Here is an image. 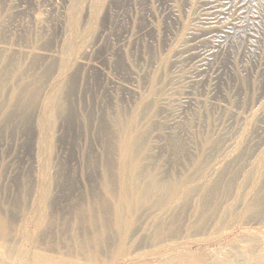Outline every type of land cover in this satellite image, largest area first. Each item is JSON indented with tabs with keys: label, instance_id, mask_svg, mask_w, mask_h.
<instances>
[{
	"label": "rangeland",
	"instance_id": "rangeland-1",
	"mask_svg": "<svg viewBox=\"0 0 264 264\" xmlns=\"http://www.w3.org/2000/svg\"><path fill=\"white\" fill-rule=\"evenodd\" d=\"M147 128L139 158L150 162L134 163L128 149ZM206 147L217 172L237 176L221 199L234 217L183 232L193 246L173 264H264V208L246 212L264 202V0H0V201L22 243L0 247V264H34L35 240L83 264L94 252L77 249L93 247L96 220L110 240L99 264H166L151 248L129 255L156 243L152 219L166 204L184 227L196 223L191 186L142 203L131 175L140 163L165 179L191 176Z\"/></svg>",
	"mask_w": 264,
	"mask_h": 264
},
{
	"label": "bare ground",
	"instance_id": "bare-ground-1",
	"mask_svg": "<svg viewBox=\"0 0 264 264\" xmlns=\"http://www.w3.org/2000/svg\"><path fill=\"white\" fill-rule=\"evenodd\" d=\"M172 8V7H171ZM38 22V21H37ZM3 47V46H2ZM45 52V51H44ZM24 91V90H23ZM18 99V98H17ZM164 102V101H163ZM149 106V105H148ZM147 107V106H146ZM148 108V107H147ZM149 127V126H148ZM150 129H151V127H149ZM149 128H147V129H143L141 132H140V134L138 135V136H136L134 139H133V141H132V143H131V145H130V148L128 149V153H129V155H132V158H133V161H134V163H135V161H137V160H141V159H143V161L145 160V161H147V162H150V159L146 156V157H141V158H139L140 157V155H141V152L142 151H144V139L145 138H147V136H148V134H150V129ZM225 129V128H224ZM223 132V131H222ZM150 137V136H149ZM210 139V138H209ZM211 140V139H210ZM220 140V139H219ZM222 141V140H221ZM221 141L220 142H218V143H221ZM206 142V141H205ZM223 143H224V141H222ZM217 143V144H218ZM223 143H221V144H223ZM145 144H146V142H145ZM216 144V145H217ZM215 145V146H216ZM227 145V144H226ZM231 145V144H230ZM207 146V145H206ZM218 146V145H217ZM205 147V146H204ZM213 147H214V145H213ZM212 147V148H213ZM229 147V146H228ZM178 148H180V150L183 148V145L181 144V145H178ZM207 149H208V151L207 152H204V153H202L199 157H197V159H196V161L197 162H195V160L193 161L192 160V162L194 163L195 162V166H196V163H197V166H196V169H195V171L193 172V174L191 175V176H188V174H187V176L186 177H184V175H183V177L182 178H175V179H165L163 176H162V172L160 173V171L159 172H150V166H142L140 163L138 164V165H135V172L133 173V175H131V177H132V181L133 182H135V184H137L138 182L140 183V186H138L140 189H142V190H140L141 191V193L139 192V193H137L139 196V199L142 201V203H143V201L144 200H147L148 198H150L149 196H151V194L153 195V194H156V193H158V192H162V191H165L166 192V195H167V197L168 198H173L174 196H176L177 194H178V192L179 191H182V189H184L186 186H188V185H190L191 187H190V189L186 192V193H184V196H186L185 198L187 199V205H189V201L191 202L192 201V203H194L192 206H190L191 207V210H193V211H191V213L193 214L194 213V215L193 216H195L194 218H196L197 219V221L196 220H194V219H190V220H194L193 221V223H195V224H192V222H191V224L192 225H186V227H184L183 226V222H181L182 220H179V219H181V218H179L178 219V217L175 215V213H173V214H171L170 215V212L172 211H170L169 209H168V206H166L167 204L166 203H161L160 201H163V200H165L164 198L163 199H161L160 198V200L158 201V207L160 206L161 207V205H165V208L166 209H164L165 211H163V212H165V213H161V214H158V216L157 217H153L154 219H152L153 220V223H151L152 224V228H154V230H155V233H154V231L152 230V232L155 234V241H156V243L153 245V242H152V246L150 245V246H148V245H145V246H141L140 247V245L139 244H137V245H139V246H137V248H136V250H135V252H133V250L131 251V254L129 255V256H133L134 258L135 257H137V258H141L142 256H144V255H146V253H147V250L149 249V248H151L152 250H150V251H152L154 254L152 255V256H154V257H167V262H166V264H173V263H176V258L174 259L173 257L171 258V256L173 255V254H177L178 253V255L181 257L182 255H185V254H187L188 253V250L191 248V246H193L192 244H190L188 241H185V239H187L186 237H184L186 234H185V232L187 233V231H188V234H190V235H195V234H197V233H199L200 231L202 232L205 228H208V230H210V229H212V227H214V225H215V223L217 224V228H219V229H221L222 227H225V226H220V227H218L219 226V224H223L224 225V221H226V218L228 217V218H230V217H234V216H232V215H229V214H231L232 212H229V210L230 209H228L227 208V205L226 206H223L224 205V203H222V200H224L225 201V199H223L222 197H225L224 195L225 194H223V192H224V189H225V187L226 186H230V185H232V184H234L235 183V180H236V178H237V176H234V171H229V170H227V171H220V172H217L215 169H214V167H213V162H214V160H213V150L211 149V147L210 148H208V147H206ZM215 148H217V147H215ZM220 148V147H219ZM228 149V148H227ZM215 150H217V149H215ZM220 150L222 151V147L220 148ZM220 150H218L217 152L219 153V151ZM213 151V152H212ZM227 151V150H226ZM216 155V154H215ZM218 155H220V154H218ZM220 156H222V154L220 155ZM220 156L218 157V158H220ZM216 158V157H215ZM142 161V160H141ZM140 161V162H141ZM221 161V160H220ZM231 161V160H230ZM217 162V161H216ZM142 163V162H141ZM219 163V162H218ZM227 163V162H226ZM127 164V163H126ZM132 165V164H131ZM130 165V166H131ZM133 166V165H132ZM194 166V165H193ZM219 166V165H218ZM217 166V167H218ZM128 167H129V165H128ZM130 168V167H129ZM155 168V167H154ZM225 168V167H224ZM223 168V169H224ZM234 168V167H233ZM233 168H232V170H233ZM239 168V167H238ZM152 169V168H151ZM216 169H218V168H216ZM222 169V168H221ZM235 169V168H234ZM156 170V169H155ZM154 170V171H155ZM236 171H237V169L235 170V173H236ZM239 171H240V169H239ZM238 172V171H237ZM239 173V172H238ZM147 175V177H145ZM239 175H240V173H239ZM142 177H145L146 179H147V182L145 183V184H142L141 183V178ZM178 177V176H177ZM130 179V178H129ZM242 179V178H241ZM127 180H128V178H127ZM132 181H129V182H132ZM138 183V184H139ZM207 185H209L208 187H207ZM246 186V185H245ZM207 187V188H206ZM136 188V187H135ZM5 189V188H4ZM47 189V188H46ZM162 189V190H161ZM226 189H227V187H226ZM229 189V188H228ZM136 190V189H135ZM125 191H126V196L128 197V196H130L129 195V192H130V184L129 183H126V186H125ZM227 191H229V190H227ZM227 191H225V192H227ZM47 192H48V190H47ZM224 192V193H225ZM223 195V196H222ZM262 195V194H261ZM264 195V194H263ZM258 196H260V195H258ZM151 197H153V196H151ZM227 197V196H226ZM261 197V196H260ZM146 198V199H145ZM228 198H230V197H228ZM222 199V200H221ZM1 200V199H0ZM3 200V199H2ZM134 200V199H133ZM236 202V201H235ZM6 203H8V202H6ZM13 203V202H12ZM132 203H134V202H132ZM136 203V202H135ZM138 203H140V201L138 202ZM238 204V203H237ZM8 205V204H7ZM6 205V206H7ZM132 205H134V204H132ZM138 205H141V203L140 204H138ZM137 205V206H138ZM143 205V204H142ZM186 205V204H185ZM242 205V204H241ZM6 206H4V202L3 201H0V247H2L3 249H11L10 248V246H18L19 245V243H20V241H21V239L18 237L19 235H13L12 233H13V217L12 218H9V216H8V211L5 209V207ZM13 207V206H12ZM133 207V206H132ZM142 207V206H141ZM182 207H183V205H182ZM231 207V206H230ZM10 208V207H9ZM234 208V207H233ZM248 210L245 208V210H247L246 212H250L251 214H255L256 216H259V215H262V214H260V213H262L261 212V210H263V208H264V202H263V199L261 198V199H259V197H257L256 199H253L251 202H250V204L248 205ZM10 209H12V208H10ZM50 210V209H49ZM160 210V209H159ZM182 210V209H181ZM189 210V209H188ZM187 210V211H188ZM226 210H227V212H229V213H227L228 215H226ZM260 210V212H258ZM130 211V210H129ZM158 211V210H157ZM50 212V211H49ZM175 212V211H174ZM182 212H186V211H182ZM182 212H180V214L182 213ZM187 213V215L189 214L188 212H186ZM153 214V213H152ZM184 214V213H183ZM10 215V214H9ZM42 215V214H41ZM51 215V214H50ZM65 215V214H64ZM63 215V216H64ZM106 215V214H105ZM155 215V214H154ZM153 215V216H154ZM175 215V216H174ZM179 215V214H178ZM186 215V214H185ZM238 215V214H237ZM247 215V214H246ZM36 216V215H35ZM48 216V215H47ZM57 216V215H56ZM59 216V215H58ZM122 216V215H121ZM146 216V215H145ZM183 216V215H182ZM249 216V215H248ZM252 216V215H251ZM11 217V216H10ZM51 217V216H50ZM67 217V216H66ZM65 216H64V218H66ZM237 217V216H236ZM240 217V216H239ZM254 217V216H253ZM37 218V217H36ZM63 218V217H62ZM74 218V217H73ZM84 217H80V221H81V219H83ZM85 218H87V217H85ZM191 218V217H190ZM213 218V219H212ZM227 218V219H228ZM249 218V217H248ZM254 218H257V217H254ZM261 218V217H260ZM263 218V217H262ZM40 219H42V218H40ZM67 219V218H66ZM90 220L89 221H92L91 219L92 218H89ZM93 219H95V218H93ZM124 219V218H123ZM186 219V218H185ZM212 219V220H211ZM230 219H233V218H230ZM48 220V219H47ZM60 220H62V219H60ZM64 220V219H63ZM126 220V219H125ZM229 220V219H228ZM235 220V219H234ZM36 221V220H35ZM34 221V222H35ZM38 221V220H37ZM52 221V220H51ZM101 221H102V219H101ZM187 221V223H189L190 221L189 220H186ZM211 221H212V223H211ZM232 221V220H231ZM263 221V220H262ZM17 222V221H16ZM15 222V223H16ZM42 222V221H41ZM67 222V221H66ZM84 222V221H83ZM93 223H92V225H93V227L95 228V230H96V235L94 236V238L93 239H91V236L89 237L88 235L89 234H86L85 233V235H83V236H88L90 239H91V241H92V243H93V247L92 248H89V246H88V242H83L84 240H82V244L81 245H79L80 246V249H77V250H83V251H86V253L88 252V254H89V251H92V252H94V254L93 253H91L92 254V256H88V257H90V258H88V259H84L83 260V264H86V263H89V264H91V263H98V262H101V258H100V254H101V251H102V249L101 248H103V247H101L102 245H103V242L104 241H106V243L108 242V241H110V240H108L109 239V236H108V232L105 230V228H106V226L105 225H107V224H105L103 227H100L98 224H97V220H96V222L95 221H92ZM104 222H106V221H104ZM139 222V221H138ZM181 222V223H180ZM198 222V223H197ZM18 223V222H17ZM36 223V222H35ZM48 223V222H47ZM57 223V222H56ZM140 223V222H139ZM138 223V224H139ZM186 223V224H187ZM203 223H207V224H203ZM228 223V222H227ZM231 223V222H230ZM245 223H246V221H245ZM242 224L241 226L243 227H247V225L246 224ZM250 223V222H249ZM253 223V222H252ZM41 224V223H40ZM61 224V223H60ZM84 224H85V222H84ZM84 224H82L83 226H84ZM143 224V223H142ZM190 224V223H189ZM199 224H203V225H199ZM241 224V223H240ZM263 224V223H262ZM261 224V225H262ZM15 225V224H14ZM37 224H35V226H36ZM45 225H46V223H45ZM49 225V224H48ZM52 225H53V223H52ZM57 225V224H56ZM88 225V224H87ZM101 225H102V223H101ZM137 225V224H136ZM140 225V224H139ZM138 225V226H139ZM227 226L229 225V223L228 224H226ZM142 226V225H141ZM37 227V226H36ZM40 227V226H39ZM50 227H52V226H50ZM66 227H67V225H66ZM70 227V226H69ZM151 227V226H150ZM188 227V228H187ZM209 227H210V229H209ZM38 228V227H37ZM56 228H58V226L56 227ZM60 228V227H59ZM63 228V227H62ZM85 228V227H84ZM125 228V227H124ZM144 228H145V226H144ZM149 228V227H148ZM148 228H147V230H148ZM151 228V229H152ZM204 228V229H203ZM216 228V227H215ZM227 228V227H226ZM18 229V228H17ZM47 229V228H46ZM50 229V228H49ZM65 229V228H64ZM136 229V231H137V228H135ZM140 229V228H139ZM151 229H149V230H151ZM223 229H225V228H223ZM222 229V230H223ZM239 229V228H238ZM43 230V229H42ZM133 230V229H132ZM131 230V232L133 233V231ZM146 230V231H147ZM186 230V231H185ZM206 230V229H205ZM213 230V229H212ZM226 230V229H225ZM243 230L245 231V232H247V229H244L243 228ZM16 231V230H15ZM50 231V230H49ZM55 231V230H54ZM65 231V230H64ZM120 231V230H119ZM122 231V230H121ZM143 232H145L144 230H142ZM221 231V230H220ZM61 232H62V230H61ZM61 232L59 233L60 234V238H61ZM66 232H67V230H66ZM84 232V231H83ZM148 232V231H147ZM183 232H184V236H183ZM205 232V231H204ZM208 232V231H207ZM216 232V231H215ZM21 233H22V231H21ZM49 233H52V232H49ZM75 233V232H74ZM92 233V232H91ZM90 233V234H91ZM110 233V232H109ZM129 233V232H128ZM132 233H130L131 235H132ZM146 233V232H145ZM145 233L143 234H141V235H145ZM151 233V232H150ZM203 233V232H202ZM209 233V232H208ZM208 233H206V234H208ZM210 233H212L211 231H210ZM214 233V232H213ZM226 233V232H225ZM58 234V235H59ZM70 234V233H69ZM83 234V233H82ZM135 233H133V235H134ZM153 234V235H154ZM200 234V233H199ZM13 235V236H12ZM31 235V234H30ZM48 235H50V234H48ZM52 235V234H51ZM62 235H65L64 233L62 234ZM151 235V234H150ZM202 235V234H201ZM200 235V236H201ZM27 236V235H26ZM67 236H69V235H67ZM73 236V235H72ZM74 236H77V235H74ZM93 236V235H92ZM123 236V235H122ZM135 236V235H134ZM134 236H131V238L133 237L134 238ZM42 237H43V235H42ZM51 237V236H50ZM65 237V236H64ZM64 237H62V238H64ZM71 237V236H70ZM124 237V236H123ZM135 237H137V236H135ZM141 237H143V236H141ZM146 237L148 238V235H146ZM153 237V236H152ZM151 237V238H152ZM187 237H189V236H187ZM191 237V236H190ZM196 237V236H195ZM40 238H41V236H40ZM76 238V237H75ZM114 238V237H113ZM129 238H130V236H129ZM140 238V237H139ZM144 238H145V236H144ZM23 239V238H22ZM32 239H34L35 240V238H32ZM38 239V238H37ZM56 239H58V238H56ZM72 239H74V238H72ZM81 239V237L79 238V240ZM84 239V238H83ZM193 239V238H192ZM191 239V240H192ZM53 240V239H52ZM65 241L67 240V239H64ZM78 240V239H77ZM76 240V241H77ZM78 240V241H79ZM85 240H86V238H85ZM127 240H128V238H127ZM137 240V239H136ZM147 240V239H146ZM150 240V239H149ZM154 240V239H153ZM188 240H189V238H188ZM219 240H221V238L219 239ZM44 241V240H43ZM42 241V242H43ZM53 241H55V240H53ZM62 241V240H61ZM68 241H70V238H69V240ZM67 241V242H68ZM73 241H75V240H73ZM75 241V242H76ZM86 241H88V240H86ZM116 241V240H115ZM132 241V240H131ZM195 241V240H194ZM197 241V240H196ZM23 242H25L24 241V239H23ZM32 242V241H31ZM49 243H50V241H48ZM71 242V241H70ZM69 242V243H70ZM74 242V243H75ZM133 242V241H132ZM204 242H206V241H204ZM211 242V241H210ZM60 243V242H59ZM77 243V242H76ZM105 243V244H106ZM110 243V242H109ZM137 243V242H136ZM139 243V242H138ZM142 243V242H141ZM197 243H200V242H197ZM22 243H20V245H21ZM27 244V243H26ZM56 244H58V243H56ZM102 244V245H101ZM108 244V243H107ZM111 244H112V242H111ZM131 244V243H130ZM195 244V243H194ZM51 245V244H50ZM54 245V244H53ZM62 245H63V243H62ZM75 245V244H74ZM101 245V246H100ZM125 245H127V244H125ZM129 245V244H128ZM135 245V244H134ZM143 245V244H142ZM52 246V245H51ZM61 246V245H60ZM64 246V245H63ZM70 246V245H69ZM132 246L133 245H131V247H129V248H131L132 249ZM55 247V246H54ZM62 247V246H61ZM76 247V246H75ZM74 247V248H75ZM101 247V248H100ZM117 247V246H116ZM135 246H133V248H134ZM32 248V247H31ZM67 248H68V246H67ZM71 248V247H70ZM72 248H73V246H72ZM113 248V247H112ZM2 249V250H3ZM13 249V248H12ZM18 249H19V247H18ZM55 249V248H54ZM54 249L52 250L50 247H48V245L46 246V244L45 243H43V244H40V242L37 240H35L34 242H33V249H32V251H30L31 253H29L28 252V256H29V260H30V258H31V260H33V262H34V264H73V262H71V260H70V258L72 257V255H71V253L69 252V253H66L67 251H63V252H65L66 254H64L63 253V257L62 258H58V259H56V258H54L53 256H55V255H53V252H55L54 251ZM62 249V248H61ZM65 249V248H64ZM69 249V248H68ZM76 249V248H75ZM108 249V248H107ZM128 249V248H127ZM14 250H16L15 248H14ZM13 250V252L12 253H16V251H14ZM60 250V249H59ZM58 250V251H59ZM67 250V249H66ZM70 250V249H69ZM22 251V250H21ZM20 251V252H21ZM57 251V250H56ZM71 251V250H70ZM123 251H125V253H127L126 252V250H123ZM127 251H129V249L127 250ZM143 251V252H142ZM150 251H148L149 253H150ZM1 252V251H0ZM23 252H25V251H23ZM73 252V251H72ZM75 252H77V254L75 253V255H78L79 253H81V252H79L78 253V251H76L75 250ZM103 252H105V251H102V253ZM108 252V251H107ZM115 252V251H114ZM256 252V251H255ZM3 253V251L0 253V254H2ZM5 253V252H4ZM7 253H10V250H8V252ZM11 253V254H12ZM85 253V254H86ZM190 253V252H189ZM19 254V253H18ZM24 254H26V253H24ZM59 254H61V253H59ZM85 254H82V255H85ZM90 254V255H91ZM110 254V253H109ZM113 254V253H112ZM176 254H175V257H177L176 256ZM257 254V253H256ZM8 255V254H7ZM10 255V254H9ZM8 255V256H9ZM14 255V254H13ZM22 255V254H21ZM57 256H58V254H56ZM74 255V254H73ZM81 255V254H80ZM108 255V254H107ZM187 255H189V254H187ZM186 255V256H187ZM6 256V255H5ZM15 256V255H14ZM17 256V255H16ZM19 256V255H18ZM24 256V255H23ZM60 256H62V255H60ZM59 256V257H60ZM87 256V254L85 255V257ZM127 256H128V254H127ZM256 256V255H255ZM4 257V256H3ZM22 257V256H21ZM81 256H79V258H80ZM84 257V256H83ZM92 257V258H91ZM112 257V256H111ZM185 257V256H184ZM1 258V257H0ZM6 258H7V256H6ZM5 258V259H6ZM17 259H19L20 258V256H19V258L18 257H16ZM76 258V257H75ZM82 258V257H81ZM108 258V257H107ZM178 259H179V257H177ZM3 259V258H2ZM10 259V258H9ZM16 259V260H17ZM22 259V258H21ZM28 259V258H27ZM78 259V258H77ZM183 259V258H182ZM4 260V259H3ZM75 260V259H74ZM2 261V260H1ZM20 261V260H19ZM18 261V262H19ZM77 261V260H76ZM111 261V260H110ZM202 261V260H201ZM24 262V261H23ZM1 263V262H0ZM3 263V262H2ZM80 263H82V262H80ZM129 263H131V262H129ZM178 263V262H177ZM4 264V263H3ZM99 264V263H98ZM179 264H180V262H179ZM197 264V263H196ZM199 264H201V263H199Z\"/></svg>",
	"mask_w": 264,
	"mask_h": 264
}]
</instances>
